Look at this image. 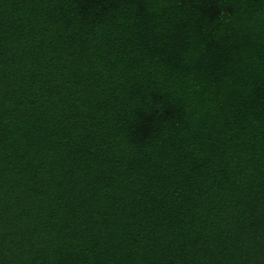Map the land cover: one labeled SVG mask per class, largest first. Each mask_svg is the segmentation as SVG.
Returning <instances> with one entry per match:
<instances>
[{
    "label": "trees",
    "instance_id": "16d2710c",
    "mask_svg": "<svg viewBox=\"0 0 264 264\" xmlns=\"http://www.w3.org/2000/svg\"><path fill=\"white\" fill-rule=\"evenodd\" d=\"M0 264H264V0H0Z\"/></svg>",
    "mask_w": 264,
    "mask_h": 264
}]
</instances>
